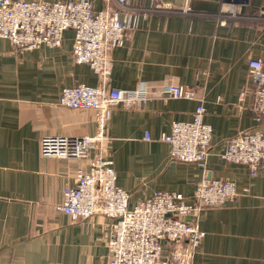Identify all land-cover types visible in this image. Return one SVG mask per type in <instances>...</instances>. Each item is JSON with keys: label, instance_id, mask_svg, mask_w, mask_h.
Segmentation results:
<instances>
[{"label": "crops", "instance_id": "1", "mask_svg": "<svg viewBox=\"0 0 264 264\" xmlns=\"http://www.w3.org/2000/svg\"><path fill=\"white\" fill-rule=\"evenodd\" d=\"M90 1L95 10L114 7ZM231 1L131 0L161 10L140 18L123 45L110 51L107 86L147 92L139 107H113L105 123L104 152L129 206L157 190L193 202L204 177L235 183L233 200L193 215L204 236L191 256L184 240L163 242L166 264H264V171L251 174L245 164L220 157L238 133L264 129V119L252 117L247 74V60L264 50V20L253 18L264 0H233L234 17L224 11ZM72 42L71 29L58 46L23 50L0 36V264H108L111 219L99 212L72 219L58 209L63 188L74 184L75 171L87 161L40 153L44 135L98 129L93 110L58 101L65 86L99 83L89 65L74 60ZM171 84L189 88L192 97H173L165 90ZM199 103L212 129L202 166L171 159L161 138L173 121L191 120Z\"/></svg>", "mask_w": 264, "mask_h": 264}, {"label": "built area", "instance_id": "2", "mask_svg": "<svg viewBox=\"0 0 264 264\" xmlns=\"http://www.w3.org/2000/svg\"><path fill=\"white\" fill-rule=\"evenodd\" d=\"M112 2L95 10L90 0H0V36L17 49H33L42 44L58 46L63 32L73 31L72 55L98 75L97 85L78 83L60 90L58 101L69 108L91 109L98 129L93 135H44L40 153L44 157L86 160L87 168L75 171V182L62 190L58 209L72 219H86L96 212L111 219L107 247L108 264H166L162 259L164 241H185V254L199 247L204 232L193 215L204 206L221 205L236 196L230 180L202 178L193 191V202L180 194L157 190L133 206L128 193L116 183L111 159L104 152L105 123L113 107H139L146 100L144 87L119 89L108 87L111 70L110 51L124 43V35L135 29L140 18L161 10L159 4L144 7L131 0ZM238 3L233 0L224 11L234 17ZM256 19L264 20V10ZM251 83L252 117L264 119V50L247 60ZM173 97H192L189 88L167 85ZM245 91H241L243 96ZM205 106L196 105L189 121H173L161 138L168 143L171 159L203 165L211 143L212 129L204 121ZM144 138H149L145 135ZM220 157L245 164L251 174L264 171V129L238 133L225 146ZM190 217V218H189Z\"/></svg>", "mask_w": 264, "mask_h": 264}]
</instances>
